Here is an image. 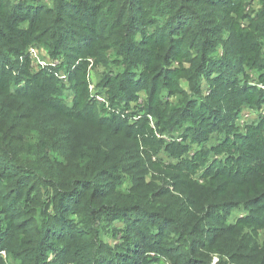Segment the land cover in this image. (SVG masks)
<instances>
[{
    "label": "trees",
    "instance_id": "16d2710c",
    "mask_svg": "<svg viewBox=\"0 0 264 264\" xmlns=\"http://www.w3.org/2000/svg\"><path fill=\"white\" fill-rule=\"evenodd\" d=\"M254 1L53 0L49 6L32 0H0V198L10 188L7 183L15 185L13 196L4 197V207L0 203V251H8L20 264H44L51 252L45 245L51 237L71 232L74 222L88 224L91 215L98 221L108 217L110 224L127 213L156 216L165 226L176 223L177 207L164 204L171 198L166 194L164 201L163 195L156 196L154 184L136 181L138 192L133 187L120 189L123 175L132 174L128 157H140L137 132L134 125L122 119V111L105 113L87 101L83 66L75 67L69 77L74 90L71 106L61 99L64 84L53 69L12 76L10 57L36 43L49 48L54 57L64 56L67 66L80 57L97 59L99 52L112 50L116 67L122 69L113 78L104 77L105 87L117 92L109 99L112 106L121 105L125 94L136 99L139 92L147 91L150 108L157 90L166 87L173 95V88L178 89L174 80L185 79L194 97L188 98L182 108H169L170 129L183 140L172 149L187 155V141L203 149L178 161L174 168L190 182L194 176L191 172L202 162L203 177L218 171L233 185L239 186L235 183L240 181L242 187H234L246 195L242 199L246 218L255 214L264 226V190L251 195L255 186L264 187V165L252 166L256 162L252 148L247 150L253 154L238 151L245 161L237 155L229 157L224 165L210 163L215 147L208 145L209 136L215 134L216 145L227 146L225 130L233 120L221 104L207 106L196 99L201 95L200 81L207 79L213 86L208 101L221 97L223 103L228 94L242 98L239 105L251 102L247 95L252 91L244 85L238 88L240 80L236 78L243 77L246 70L262 72L264 78V0H256L260 6L257 12L245 14V8H251ZM252 15L248 28L241 27L240 21ZM103 29L113 34L107 37L110 46L100 47ZM220 50L222 55L216 57ZM98 62L105 65L104 60L98 58ZM173 62L190 66L187 70L167 69ZM159 132L166 133L165 129ZM247 132V142L258 143L259 147H253L256 150L263 149L264 131L255 127ZM136 164L135 170L146 171L142 164ZM169 172L176 173L174 169ZM207 189L210 191L211 186ZM227 197L228 193L224 195ZM70 204L77 207L68 209ZM27 210H32L33 219L23 230L17 222L23 220ZM129 229L131 234L141 235V228ZM157 229L154 225L149 232L154 234ZM198 230L199 237L210 245L222 236L219 229L208 234L203 228ZM183 232L190 234L187 227ZM239 233L225 249L212 252L229 261L235 251L250 252L252 262L257 264L264 250L255 253L250 242L238 247ZM77 245L75 241L72 247ZM124 249L130 253L133 250L127 244ZM193 264L209 263L195 259Z\"/></svg>",
    "mask_w": 264,
    "mask_h": 264
},
{
    "label": "rangeland",
    "instance_id": "374dc122",
    "mask_svg": "<svg viewBox=\"0 0 264 264\" xmlns=\"http://www.w3.org/2000/svg\"><path fill=\"white\" fill-rule=\"evenodd\" d=\"M32 2L53 5V0H32ZM250 3L251 8L249 6L245 8V14L248 15L260 9L256 0ZM254 16H247V19L240 21L241 27L248 28L250 20ZM102 32L101 37L104 41L100 47L110 46L107 37L113 34L104 29ZM21 51L20 55L10 57L12 76H20V73L24 71L39 73L46 69H53L64 84L61 99L67 106L72 105L74 95V90L70 87L69 77L75 71V67L83 66L87 83V101L96 107H100V111L105 113L111 114L112 111H115L114 113L117 114V111H122L120 112L122 119L126 121V124L134 125L137 132L140 157L137 160H131L128 157V168L133 170L130 176L123 175L120 189L127 190L129 187H133L134 192H138L140 187L136 181L154 184L155 195H163L164 201L170 197L171 199L164 204L177 207L175 225L165 226L158 217L142 213H127L125 218L112 224L108 222V217L98 221L92 215L90 222L86 225L74 222L72 223L74 229L71 232H65L61 235L58 233V235L52 236L50 242L45 245L51 252L46 255L44 264H143L145 261L147 264H193L195 259L206 260L209 264H254L251 260L253 255L250 252L235 251L233 259L229 261L226 257L213 253L211 250L225 249L237 231L240 232L237 237L238 247H244L250 242L255 253L264 250V226L260 224L261 221L257 220L255 214L246 218L248 214L244 209L245 205L242 203V199L246 195L239 193V190L234 187L236 185L231 184L229 179L220 176L218 171L203 177L202 162L191 172L194 173V176L190 182L188 179L181 178L182 172L174 168L178 161L203 149V147L189 141L186 142L189 146L187 155H183L185 153L181 150L172 149L174 144H181L183 140L179 138L174 129H170L173 126L168 124L169 108H182L188 98L193 99L194 96H191L189 88L191 84L183 78H177L174 82L177 83L178 89L173 88L171 91L173 95L168 94L170 91L166 87L157 90L150 108H148L147 91L139 92L136 99L126 97L125 94L123 96L124 102L121 105L112 106L109 99L117 92L105 87L103 84L104 77L109 75L110 78H113L115 74L122 71L120 67H116L114 60L116 55L111 54L112 50L99 52L98 58L100 61L104 60L105 65L99 63L98 58L80 57L75 59L72 64L69 62L71 64L69 66L66 65L64 56H52L50 49L42 44L36 43V45L22 48ZM215 54L213 56L220 57L222 51L220 50ZM262 57L264 58V49ZM191 58L194 60L195 56L192 55ZM189 66L190 64L187 62H183L181 65L179 62H173L167 69L187 70ZM262 75L263 73L257 70H246L243 77L237 76L236 80H240L237 82L238 88L244 85L246 86L245 89L252 91L247 95L251 102L240 105L242 98L235 95L231 97L228 94L223 103L220 102L221 97H218L219 99L212 98L213 102L208 101L211 95L210 90L213 88L212 82L207 79L200 81L201 95L197 96L196 99L199 98L197 103L202 101L207 106H212L213 103L221 104L225 109H228L227 113L231 115L233 120L231 127L225 130L226 138L221 137L228 141L227 146L216 145L217 136L215 134L209 136L208 145L215 147L209 157L211 158L210 163L218 161L224 165L229 157L234 159L237 155L241 161H245L246 158L238 154V151H247V154H253L251 150H247L252 148L256 158V162L252 166L256 168L259 165H264V146H261L263 149L256 150L253 147H259L257 146L258 143L247 142L249 129L260 127L264 131V78ZM251 95H255V97L251 98ZM207 96L209 97L207 98ZM182 97L184 100L180 102ZM257 98L259 101L256 100ZM165 108L167 111L164 110ZM109 114L103 115L107 117ZM164 114L166 119L163 118ZM159 129H165L166 133L162 135ZM231 143L234 145L232 146ZM173 156L180 157L174 158ZM136 163L142 164V168L146 171L135 170ZM170 169H174L176 173H170ZM132 175L135 176L132 177ZM34 184L35 182H32V185ZM235 184H240L236 187H242L240 181ZM7 185L10 188L0 198L1 207H4L7 203L6 199L12 197L15 191L14 182L7 183ZM261 185L255 186L251 195L263 191L264 187ZM208 186H211L210 191L207 189ZM226 193H228V197L224 198ZM166 194L168 195L167 198ZM153 201L151 199V203ZM214 205L216 208L212 209ZM76 207V205L70 204L68 209ZM32 213V210H27L23 220L17 222L23 230L28 229L32 223ZM244 222L249 224L242 225ZM154 225L158 229L152 234L149 229L154 228ZM132 226L141 228L140 236H135L129 232V227ZM184 227H187L189 235L184 234ZM201 228L205 230L204 234L219 229L222 236L215 239L214 244L210 245L203 240L202 236L199 237L198 229ZM114 229L119 231L112 232ZM68 234L69 236L66 238ZM193 240L195 241L193 242ZM75 241L78 245L72 247ZM125 244L132 246V253L124 249ZM0 263L20 264L6 250L0 251ZM257 264H264V257H260Z\"/></svg>",
    "mask_w": 264,
    "mask_h": 264
}]
</instances>
